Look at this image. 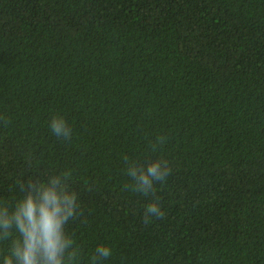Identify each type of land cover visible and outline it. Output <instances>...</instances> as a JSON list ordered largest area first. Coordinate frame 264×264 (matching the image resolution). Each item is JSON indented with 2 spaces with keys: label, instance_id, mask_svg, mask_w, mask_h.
<instances>
[{
  "label": "trees",
  "instance_id": "16d2710c",
  "mask_svg": "<svg viewBox=\"0 0 264 264\" xmlns=\"http://www.w3.org/2000/svg\"><path fill=\"white\" fill-rule=\"evenodd\" d=\"M56 176L77 264H264V0H0V205Z\"/></svg>",
  "mask_w": 264,
  "mask_h": 264
},
{
  "label": "clouds",
  "instance_id": "9594fccd",
  "mask_svg": "<svg viewBox=\"0 0 264 264\" xmlns=\"http://www.w3.org/2000/svg\"><path fill=\"white\" fill-rule=\"evenodd\" d=\"M50 128L58 138H71L72 129L62 117H53ZM157 141L162 143L163 138L157 137ZM124 160L127 162V156ZM126 172L133 181V191L154 194V183L165 181L171 168L166 160H159L149 162L146 167L132 164ZM76 201V195L67 190L60 176H56L46 184L33 185L23 199L15 202L11 211L7 205H0V241L7 240L13 231L16 233L8 255L3 257V264H77L79 250L65 231L68 221L77 216ZM163 216L156 202L146 207L145 222ZM111 256L109 247L97 246L93 264Z\"/></svg>",
  "mask_w": 264,
  "mask_h": 264
}]
</instances>
